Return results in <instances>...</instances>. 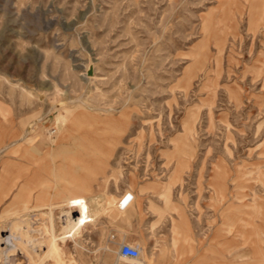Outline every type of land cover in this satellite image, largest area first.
Here are the masks:
<instances>
[{"label":"rangeland","instance_id":"obj_1","mask_svg":"<svg viewBox=\"0 0 264 264\" xmlns=\"http://www.w3.org/2000/svg\"><path fill=\"white\" fill-rule=\"evenodd\" d=\"M258 205L264 0H0V264H264Z\"/></svg>","mask_w":264,"mask_h":264},{"label":"bare ground","instance_id":"obj_2","mask_svg":"<svg viewBox=\"0 0 264 264\" xmlns=\"http://www.w3.org/2000/svg\"><path fill=\"white\" fill-rule=\"evenodd\" d=\"M62 137V136H61ZM174 177L176 178L177 177V173L174 175ZM172 181V180H171ZM173 182V181H172ZM95 202V201H94ZM90 203V201L88 200V201H85L84 199H82V197H78L77 198V201L73 204L74 206H76L78 209H79V211H80V217H76L77 219H74V217L72 216V214L70 213V212H68V221L69 222H67V227L65 228V231H67V232H72V233H77L79 230H81V227H82V225H84V224H86V223H88V222H93L94 221V219H96L95 217H97L100 213H102V211H103V209H104V207L103 206H101V204L100 203H98L97 204V202L96 203ZM15 206H17V205H15ZM14 205H13V208H12V210H6L5 211V214L1 217L2 219H4V222L6 223L8 220H9V217L11 216L10 215V213L11 212H14V217H15V219L14 220H21V222H25V221H22V214H24V213H26L27 211H22V212H17V211H19L16 207H15ZM103 207V209L101 210L100 208H102ZM92 208H94L95 210H91ZM264 209V207L263 206H261V205H258L257 206V210H258V214L260 215V214H263L261 211ZM52 213V212H51ZM50 213V214H51ZM35 214V213H34ZM49 216V215H48ZM99 217V216H98ZM1 219V220H2ZM11 220V219H10ZM5 225V224H4ZM175 227V226H174ZM54 228V227H53ZM234 228V227H233ZM52 230H54V229H52ZM228 230V229H227ZM226 230V231H227ZM55 231V230H54ZM66 232V233H67ZM55 233V232H54ZM66 235V234H65ZM69 235V234H68ZM52 238H51V248H50V252L54 249V248H57L56 247V243H54L55 242V238H54V235L52 234V236H51ZM65 237V236H64ZM56 239H57V237H56ZM23 243V242H22ZM22 247L23 246H21V245H19L18 244V248H21L22 249ZM23 251V250H22ZM25 251H27V250H25ZM142 250H140V252H141ZM259 251L260 250H258L257 249V253L255 254L256 255V257H257V259L258 258H262V259H264V253L262 252V256H260V254L261 253H259ZM24 254V253H23ZM31 256H33V255H31ZM35 258V257H34ZM127 259V258H126ZM34 261H32V263H31V261H27V262H29V264H38L39 262L38 261H36L35 259H33ZM127 260H131V261H136V260H139V259H127ZM26 264H28V263H26Z\"/></svg>","mask_w":264,"mask_h":264},{"label":"crops","instance_id":"obj_3","mask_svg":"<svg viewBox=\"0 0 264 264\" xmlns=\"http://www.w3.org/2000/svg\"><path fill=\"white\" fill-rule=\"evenodd\" d=\"M115 196L118 198L122 197V193H116ZM135 199V197L133 198ZM136 209V206H134ZM131 214L132 211H129ZM121 219L110 218L104 221L107 227V236L115 241L118 240H128L132 238V234L137 230L138 221L132 217L129 218L128 221L120 222ZM185 229H188V226H185Z\"/></svg>","mask_w":264,"mask_h":264},{"label":"built area","instance_id":"obj_4","mask_svg":"<svg viewBox=\"0 0 264 264\" xmlns=\"http://www.w3.org/2000/svg\"><path fill=\"white\" fill-rule=\"evenodd\" d=\"M119 256L122 259H140L141 252L138 248L124 243L120 246Z\"/></svg>","mask_w":264,"mask_h":264}]
</instances>
